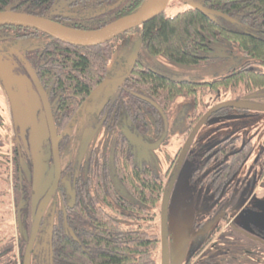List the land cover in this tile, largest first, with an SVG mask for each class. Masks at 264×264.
<instances>
[{
    "label": "flooded vegetation",
    "instance_id": "af4514ba",
    "mask_svg": "<svg viewBox=\"0 0 264 264\" xmlns=\"http://www.w3.org/2000/svg\"><path fill=\"white\" fill-rule=\"evenodd\" d=\"M113 1L40 0V6L47 10V19L67 27L74 26L71 28L80 29L76 27L102 24L105 11L113 7L117 2ZM36 32L25 28L0 27V57L3 59L7 58L8 60V57L14 55L18 64L17 70L27 74L30 78L28 72V69H30L36 78L39 79L38 68L44 63L41 52L50 40L49 36ZM227 48L224 51L216 50V52H213V54H219L215 61L226 56ZM134 53L123 60L125 69L114 80L112 89L114 96L105 95L104 99L95 107L93 112L89 113L90 118L95 120L96 125V128H89L88 133L90 135L91 133L94 134L98 128L115 131L116 137L111 149H92L86 157L77 159L76 161L69 160L62 166L61 151L68 143L69 131L77 118L84 115L85 107L90 100L83 105L80 113L76 115L69 126L59 128L53 117L51 104L46 97L55 137H60L57 144L60 174L53 193L40 210V221L28 252L26 264H53L48 258H50L51 251L54 248V239L56 235L58 237L59 232L76 240L73 229L68 224L69 217L71 220L75 219V223H80V213L74 211L76 199L82 202V211L86 220L92 218L90 210L95 206L98 211L102 208L105 213L117 219L121 225H123V222H128V227H130L135 223L132 220L122 218L123 213H126L122 208V198L125 196L119 189L118 184L116 183L117 193L113 196L108 195L105 198L101 195L99 183L96 186L94 185L96 181L94 176L98 173L103 174L105 166L109 164L111 159H114V155L126 154L151 167L148 162L151 159L152 150L166 141V111L179 97L167 109L159 110L160 113L155 110L158 108L152 102L140 100L141 103L150 106L151 109L148 110L144 106L143 112L137 113L136 104L138 98L136 96L138 94L134 84L131 82L132 80L129 78L133 67L139 61L137 51L135 63L131 68ZM243 62L238 63L236 67L231 68L228 72L236 70ZM12 63L16 64L14 61ZM145 67L166 75L158 70ZM8 69L11 70V67ZM247 70L257 73L253 78L255 81L237 82L227 85L217 83L221 80L222 76L208 83H198L201 84V87L194 89L195 92L191 93V95L180 96L193 98L192 107L200 105V111L196 112L193 116L189 113L179 115L172 125V130L176 129L179 136L181 135L182 145L178 148L174 157L175 162H172L171 167L175 163L178 165V157L187 137L208 112V116L204 118L195 134L201 126L207 123L219 122L221 120H245L242 123L231 125L228 133L207 143L200 150L201 159L197 167H195L191 180L192 185L196 184L210 188V198L216 205H219L221 200L225 198L230 203H241L239 209L241 211L244 207H247L245 203H249L252 199L264 195V116L260 115L261 113L264 115V110L246 107H264V67L254 65L248 67ZM6 75L4 73L0 79V264H24L25 252L33 229L36 211L40 201L52 185L54 171L52 164L49 179L41 196L35 191V180L33 181L34 187L31 196L33 195L36 207L34 210L33 208L31 209L32 214L30 213L28 217L29 234L25 238L21 225L24 224L23 219L27 220L26 203L23 204L21 209H17L15 208V201L21 195L22 186L27 177L24 176L19 145L21 132L20 129L14 127L13 120H11L12 117L9 114L11 109L14 113L16 108L8 87L10 82L17 81L8 78ZM28 87L34 91L35 96L38 95L31 82L28 84ZM31 98H33V95ZM19 99H23L20 92L18 95ZM39 101L41 103L40 99ZM29 106L27 103L26 124L31 125V122L33 125L35 122L33 110ZM154 111H157L158 115H152ZM38 122L40 125L39 130L42 133L47 128L44 113ZM36 136L32 135L33 140ZM21 138L23 139V137ZM168 173V170L166 173H160L163 175L165 189L166 181L169 179ZM81 176L83 177L80 183L84 186V192L80 196L79 177ZM95 196H98V199L94 204L93 197ZM161 212L157 216L156 221L157 226L159 225L160 228V232L158 231L160 241L159 254H157L156 259L160 260V264ZM237 212L239 211H236L233 205H229L221 212H215L209 221H203L198 224V227H195L194 231L189 233L180 242L183 246L179 264H230L229 260L232 264H235V261L244 257V255L241 253L237 256L230 255L228 246H242L250 239V241L262 245L260 249L264 252V224L259 221L258 216L255 217L257 220H253L252 218L240 217ZM79 225L80 230L90 231L92 229L90 222L87 221H83V224L80 223ZM247 230H251L253 234H248ZM232 233L236 234V243L227 245L224 241H221L222 236L225 234L231 235ZM166 239L168 246L167 230ZM177 253L178 250H176L174 255V264H178L175 261ZM242 253L245 256L253 255L245 250Z\"/></svg>",
    "mask_w": 264,
    "mask_h": 264
},
{
    "label": "trees",
    "instance_id": "16d2710c",
    "mask_svg": "<svg viewBox=\"0 0 264 264\" xmlns=\"http://www.w3.org/2000/svg\"><path fill=\"white\" fill-rule=\"evenodd\" d=\"M115 1L116 4L103 14L102 24L76 28L97 29L136 12L147 0ZM6 8L48 17L47 10L40 6V0H0V11ZM134 32H138L139 43L153 58L164 57L185 65L215 61L219 54L213 52L224 51L230 44L235 45L247 59L239 68L223 76L217 82L220 84L255 81L253 78L257 73L247 68L254 65L264 67V0H203L200 6L172 16H167L164 11L151 21L93 47L67 45L48 37L50 41L41 52L44 63L38 68L37 79L51 104L59 128L69 126L83 105L93 98L95 89L108 82L114 42ZM129 78L138 94L136 105L139 114L146 106L140 100L152 102L159 112L167 109L178 97L189 96L195 92L194 89L201 87V84L176 80L147 69L139 61ZM146 107L151 109L148 105ZM157 111L152 115H158ZM114 156L105 166L103 174L94 176V185L99 183L101 195L106 198L117 193L118 184L125 196L122 208L126 213L122 218L135 223L124 227L102 208L98 211L95 206L90 210L92 218L86 220L82 202L76 199L74 211L80 213L79 222H90L92 229L80 230V223L69 217L68 224L76 240L59 232L48 258L51 263L157 264L160 241L156 221L165 192L163 175L129 155ZM82 177H79L80 196L84 192L80 183ZM97 199L98 196L93 197L94 204Z\"/></svg>",
    "mask_w": 264,
    "mask_h": 264
},
{
    "label": "rangeland",
    "instance_id": "374dc122",
    "mask_svg": "<svg viewBox=\"0 0 264 264\" xmlns=\"http://www.w3.org/2000/svg\"><path fill=\"white\" fill-rule=\"evenodd\" d=\"M201 2L202 0H169V4L165 9V14L167 16H172L188 8L196 7L200 5ZM114 45L115 50L108 66V82H106L105 86L87 103L84 115L77 118L73 123L69 131L68 143L61 151L62 166L69 160L76 161L77 159L86 157L88 152L92 149L112 148L116 137L115 131L98 128L94 134L91 133L90 135L88 133L89 128H96V125L95 120L90 118L89 113L93 112L95 107L104 99L105 95L114 96V91H112L114 80L122 74L125 69L123 60L127 56L130 57L136 49L138 51L139 61L144 66L163 72L176 80L193 81L196 83H208L218 79L224 76L231 68L236 67L238 63L246 60L235 45H231L227 48L225 57L215 62L194 66L177 63L164 57L153 58L139 43L138 32L130 33L126 37L116 40ZM12 61L16 64H13ZM9 67H11V70L8 69ZM17 69L18 64L14 55L8 57V60L7 58L3 59L0 57V79L5 73L8 78L17 81L10 82L8 87L10 95L12 94L13 96V103L16 108H14L15 110L13 109L14 113L11 109L9 114L12 117L11 120H13L14 127L20 129L21 132L19 145L24 176L27 177V180L24 181L21 195L16 198L15 208L21 209L23 204L26 203V213L28 212L27 220L23 219L24 224H22L21 227L23 235L27 238L29 234L28 217L30 213L32 214L31 209L33 208L34 210L36 207L33 195L31 196L34 187L32 178L35 157L33 147L35 139L33 140L32 135L36 136L40 128L38 120L43 116V108L38 95L35 96L34 91L28 87V84L31 82L30 78L27 74ZM19 92L23 96V99L18 100ZM32 95L33 98H31ZM192 99L193 98L179 97L166 111V141L152 150L151 159L148 162L149 165L159 173H166L167 170L169 171V179L166 181V189L163 196L166 205L168 264H174L175 252L178 250L183 238L193 232L195 227H198V224L203 221H209L215 212H221L229 205H233L235 210L239 211L237 214H239L240 217L252 218L254 220L256 219L255 217L258 216L259 221L264 224V195L252 199L249 203H245L247 207H244L241 211L239 210L241 203H230L224 198L219 205H216L210 198V188L191 184L192 174L201 159L200 150H202L207 143L228 133L231 125L242 123L245 120H221L219 122L204 124L193 137L179 164L177 165V163H175L171 167L172 162H175V154L182 145L181 135L179 136L176 129L172 130V125L179 115L189 113L193 116L196 112L200 111V105L198 107H192ZM27 103L28 106L30 104L33 110L35 122L33 125L30 122L32 126L26 124ZM260 115L264 116L263 113ZM21 137H23V139ZM36 154L37 164L34 189L37 194L41 196L49 179L52 166L51 141L47 128H45L40 135ZM123 225L128 227L129 223L123 222ZM144 230L148 231L147 229ZM156 230V232H160L159 225L156 227ZM247 232L248 234H253L251 230H247ZM235 237V233L231 235L225 234L221 237V241H224L227 245L234 242L236 243L237 239ZM250 240L242 246H228L230 255L237 256L239 253L244 255V257L235 261V264H264V252L260 249L262 245ZM244 250L253 255L245 256V254L242 253ZM157 263L160 264V260L158 261L157 259ZM229 263L232 264L230 260Z\"/></svg>",
    "mask_w": 264,
    "mask_h": 264
},
{
    "label": "water",
    "instance_id": "95a60500",
    "mask_svg": "<svg viewBox=\"0 0 264 264\" xmlns=\"http://www.w3.org/2000/svg\"><path fill=\"white\" fill-rule=\"evenodd\" d=\"M168 4H169V0H147L136 12L121 17L119 19H116L94 30L75 29L64 26L45 17H40L24 12L13 11L10 8H6L0 11V27H18V28L32 29L67 45L79 46V47H93L107 43L112 39L118 37L119 35L124 34L158 17L165 11ZM136 56H137V49L132 57L131 68L135 63ZM28 72L31 79V83L33 87L36 89L38 97L41 100L44 118L50 136L54 180L52 182L51 187L48 189V191L40 201V204L37 208L33 229L25 252L24 264L27 263L28 252L32 244V241L34 239L38 223L40 221V216H41L40 210L44 205V203L48 200L50 195L53 193L60 174L59 151L57 146L60 137L58 138L55 137L52 118L46 101V95L41 85L39 84L36 76L32 73L30 69H28ZM104 86L105 84L102 83L95 89V92L96 93L99 92ZM246 107L256 110H264V107H254V106H250V107L246 106ZM208 114L209 112L204 115V118H206ZM204 118L200 120V122L193 128L192 132L187 137L181 149L180 155L178 157V164L181 161L183 155L185 154L187 148L189 147L196 130L198 129L200 124L204 121ZM40 135H41V131L38 130L37 136L33 144L34 155H35L33 162V181L36 179V164H37L36 153H37V143L40 139ZM162 201L163 202L161 204V211H162L161 212V264H167L168 246L166 239V205L164 203V200ZM182 246L183 245L180 244L178 248L177 257L175 260L176 262H178V264L180 263L181 260Z\"/></svg>",
    "mask_w": 264,
    "mask_h": 264
},
{
    "label": "bare ground",
    "instance_id": "6f19581e",
    "mask_svg": "<svg viewBox=\"0 0 264 264\" xmlns=\"http://www.w3.org/2000/svg\"><path fill=\"white\" fill-rule=\"evenodd\" d=\"M17 179V178H16ZM5 182V181H4ZM33 190V189H32Z\"/></svg>",
    "mask_w": 264,
    "mask_h": 264
}]
</instances>
